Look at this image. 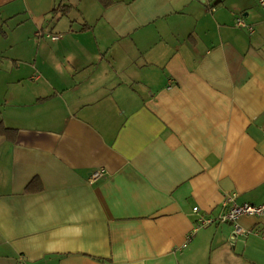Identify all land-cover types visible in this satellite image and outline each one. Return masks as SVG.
<instances>
[{"label": "crops", "instance_id": "obj_1", "mask_svg": "<svg viewBox=\"0 0 264 264\" xmlns=\"http://www.w3.org/2000/svg\"><path fill=\"white\" fill-rule=\"evenodd\" d=\"M0 37L35 47L0 74V264H264V216L190 235L264 203V4L0 0Z\"/></svg>", "mask_w": 264, "mask_h": 264}, {"label": "built area", "instance_id": "obj_2", "mask_svg": "<svg viewBox=\"0 0 264 264\" xmlns=\"http://www.w3.org/2000/svg\"><path fill=\"white\" fill-rule=\"evenodd\" d=\"M260 5L264 4V0H258ZM236 26L246 27L250 32H253V27L245 23L242 17L236 18ZM46 36L51 37L52 39L57 38V35L47 34ZM104 170L97 169L95 170L90 179H96L103 174ZM221 211L215 217L205 216L203 214H198L197 223L192 228L190 235L197 231L200 227H203L207 224L218 222V223H228L231 224L232 230L229 235V241L233 244L238 235L248 233V230H245L241 227L239 223V218L243 215L250 216H264V203L262 204H251V203H238L236 201V193H230L224 197L221 204ZM193 211L198 212V208L194 207ZM189 235V236H190ZM188 236V237H189Z\"/></svg>", "mask_w": 264, "mask_h": 264}, {"label": "rangeland", "instance_id": "obj_3", "mask_svg": "<svg viewBox=\"0 0 264 264\" xmlns=\"http://www.w3.org/2000/svg\"><path fill=\"white\" fill-rule=\"evenodd\" d=\"M33 44H34L33 40L30 41L29 43L21 44V45L10 44L9 40H6L4 42L0 41V49H3L2 50L3 52L0 53V71H1L0 74H2L4 70L13 71V73H15V64H17V61H15L12 58L13 55H19L18 53H20L22 57H25V56L32 54L35 50V47ZM13 73H11V76L15 77L16 74H13ZM7 75L9 77L8 73ZM23 82H31V81L28 78L27 81H23ZM29 86L30 85L28 84L26 85V87H29Z\"/></svg>", "mask_w": 264, "mask_h": 264}, {"label": "trees", "instance_id": "obj_4", "mask_svg": "<svg viewBox=\"0 0 264 264\" xmlns=\"http://www.w3.org/2000/svg\"><path fill=\"white\" fill-rule=\"evenodd\" d=\"M103 5H107V4H109V2L111 1V0H99ZM68 7L69 6H61V12H63V14L64 13H66L67 12V10H68ZM0 133H7L8 135H9V133H11L12 135H15V133H16V129H12V128H7V127H5V126H3V125H1L0 124Z\"/></svg>", "mask_w": 264, "mask_h": 264}]
</instances>
